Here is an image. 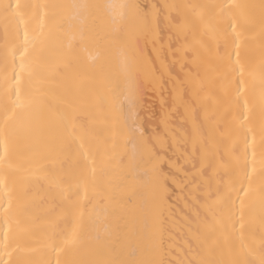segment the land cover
<instances>
[{"label":"snow or ice","instance_id":"6c2138e0","mask_svg":"<svg viewBox=\"0 0 264 264\" xmlns=\"http://www.w3.org/2000/svg\"><path fill=\"white\" fill-rule=\"evenodd\" d=\"M152 8L0 0V264H173L172 186L188 190L179 264H264V0ZM161 25L195 69L163 138L141 123L144 81L171 67L144 56Z\"/></svg>","mask_w":264,"mask_h":264},{"label":"bare ground","instance_id":"6f19581e","mask_svg":"<svg viewBox=\"0 0 264 264\" xmlns=\"http://www.w3.org/2000/svg\"><path fill=\"white\" fill-rule=\"evenodd\" d=\"M131 2H137L145 6L147 10L151 12L153 10V5L162 6L164 4L200 3L207 2V0H131ZM250 2L258 3L259 0H250ZM174 14L175 13H173V15ZM169 37L170 33L161 25L160 31L150 36L148 40L142 43L144 56L150 61H156L157 68H159L161 61H163L165 65L171 66L167 68L162 78L159 74L156 76V79L163 87L159 85L154 87L147 79L144 81L146 104L142 110L141 123L143 128L147 129L148 133H152L155 130L161 138L165 135L170 136L178 124L184 123V108L178 102V98L183 96L184 91L179 81L184 78L189 69H192L193 72L195 70L194 65L187 60V57L191 56L192 53L180 50L181 45L175 41H171ZM0 38H2V27H0ZM154 47L158 52L153 51ZM119 60V47L114 46L111 59L112 71L118 70ZM149 67H151V65H149ZM85 87H87V85H85ZM185 127L191 129L192 124L190 120L185 123ZM189 151H191V146H189ZM168 155H171V153ZM165 159H167V157H165ZM187 167L191 169L189 175V179H191L196 170L192 169L191 164H188ZM34 197L37 204V214H42L44 209L41 207V202L45 197V193L39 186H37L34 191ZM187 197L188 190L176 186L168 188L164 193L165 218L167 219L170 214H175L166 224L164 245L166 258L172 260L173 264H179L180 261L187 259L184 254L187 250L184 233L178 224L173 226L172 223L173 219L179 217V210L184 207Z\"/></svg>","mask_w":264,"mask_h":264}]
</instances>
